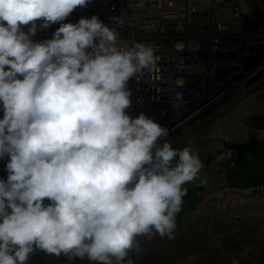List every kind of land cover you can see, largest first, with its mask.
Returning <instances> with one entry per match:
<instances>
[{
    "label": "clouds",
    "instance_id": "1",
    "mask_svg": "<svg viewBox=\"0 0 264 264\" xmlns=\"http://www.w3.org/2000/svg\"><path fill=\"white\" fill-rule=\"evenodd\" d=\"M88 3L0 0V264L37 250L135 264L145 241L175 239L186 185L203 183L190 141L174 147L168 127L126 111L155 46L122 40L118 16L60 23Z\"/></svg>",
    "mask_w": 264,
    "mask_h": 264
},
{
    "label": "built area",
    "instance_id": "2",
    "mask_svg": "<svg viewBox=\"0 0 264 264\" xmlns=\"http://www.w3.org/2000/svg\"><path fill=\"white\" fill-rule=\"evenodd\" d=\"M92 15L109 26L112 17H121L122 40L155 46L156 65L128 82L126 111L132 117L144 112L168 127L169 136L161 139L173 146L197 136L264 84V60L248 68L264 54V0H89L60 23ZM60 23L38 28L33 39L51 38ZM218 149L220 160L234 162L230 149Z\"/></svg>",
    "mask_w": 264,
    "mask_h": 264
},
{
    "label": "crops",
    "instance_id": "3",
    "mask_svg": "<svg viewBox=\"0 0 264 264\" xmlns=\"http://www.w3.org/2000/svg\"><path fill=\"white\" fill-rule=\"evenodd\" d=\"M189 141L203 162V183L186 185L175 239L145 241L140 254H131L135 264H264V84L176 147ZM235 143L244 149L234 162L220 160L218 148ZM6 160L0 159L4 179ZM27 264L96 262L37 250Z\"/></svg>",
    "mask_w": 264,
    "mask_h": 264
},
{
    "label": "rangeland",
    "instance_id": "4",
    "mask_svg": "<svg viewBox=\"0 0 264 264\" xmlns=\"http://www.w3.org/2000/svg\"><path fill=\"white\" fill-rule=\"evenodd\" d=\"M237 52H238L237 50H234V52H233L232 57H233L234 60H237V58H236V57H238V53ZM190 136H192V134ZM190 136H189V138H192ZM184 143H186V141ZM181 144H182V142H181ZM249 144H250V142H249ZM174 147H176V146H174ZM224 147L227 148V149H230L232 154H234V155L238 154L239 152H241V150L244 149V145H242L240 143H235L233 145L224 146ZM246 148H247V144H246Z\"/></svg>",
    "mask_w": 264,
    "mask_h": 264
},
{
    "label": "water",
    "instance_id": "5",
    "mask_svg": "<svg viewBox=\"0 0 264 264\" xmlns=\"http://www.w3.org/2000/svg\"><path fill=\"white\" fill-rule=\"evenodd\" d=\"M249 24L251 25L252 23L249 22ZM264 60V54H260L256 59H254L250 64H249V67H252L253 65L259 63V62H262ZM262 76V73H260L259 75L255 76L252 80H250V83H252L254 80L260 78Z\"/></svg>",
    "mask_w": 264,
    "mask_h": 264
}]
</instances>
